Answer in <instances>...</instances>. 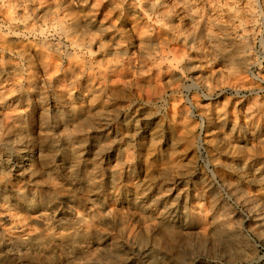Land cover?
I'll use <instances>...</instances> for the list:
<instances>
[{
    "label": "clouds",
    "instance_id": "1",
    "mask_svg": "<svg viewBox=\"0 0 264 264\" xmlns=\"http://www.w3.org/2000/svg\"><path fill=\"white\" fill-rule=\"evenodd\" d=\"M0 264H264V0H0Z\"/></svg>",
    "mask_w": 264,
    "mask_h": 264
},
{
    "label": "rangeland",
    "instance_id": "2",
    "mask_svg": "<svg viewBox=\"0 0 264 264\" xmlns=\"http://www.w3.org/2000/svg\"><path fill=\"white\" fill-rule=\"evenodd\" d=\"M145 174H146V172H145Z\"/></svg>",
    "mask_w": 264,
    "mask_h": 264
}]
</instances>
